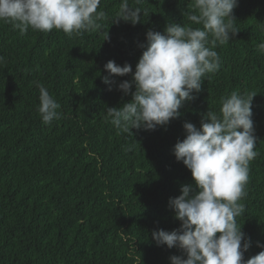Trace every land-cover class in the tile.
Wrapping results in <instances>:
<instances>
[{"label":"trees","instance_id":"1","mask_svg":"<svg viewBox=\"0 0 264 264\" xmlns=\"http://www.w3.org/2000/svg\"><path fill=\"white\" fill-rule=\"evenodd\" d=\"M122 0H101V28L69 36L62 30L20 33L0 22V264H171L179 247L157 246L153 231L179 230L170 198L194 181L175 159L185 122L200 126L233 91H255L252 119L258 155L249 163L244 214L250 239L244 259L264 248V0H238L236 35L215 48L221 66L202 82L181 115L155 130H117L107 107L132 99L117 85L132 75L109 76V60L133 72L148 30L170 22L188 25L193 0H128L142 9L133 25L111 22ZM148 13V15L145 13ZM198 27V25H192ZM108 34L109 39L103 40ZM109 76L111 85L102 77ZM43 85L60 104V119L43 123ZM111 87V90H109ZM191 194V193H190ZM218 235V234H217Z\"/></svg>","mask_w":264,"mask_h":264},{"label":"clouds","instance_id":"2","mask_svg":"<svg viewBox=\"0 0 264 264\" xmlns=\"http://www.w3.org/2000/svg\"><path fill=\"white\" fill-rule=\"evenodd\" d=\"M100 3L101 0H0V22L11 24L22 34L29 29H57L71 37L101 28L97 21L105 13L97 11ZM141 3L136 0L137 5ZM237 5L238 0H193L191 10L184 13L190 24L170 22L163 32H146L134 72L127 63L120 66L112 60L106 62L104 69L109 76L132 75V81L117 85L125 95L135 84L131 101L107 107L106 119L117 130L132 134V128L155 130L178 118L185 101L195 99L193 93L200 92L202 82L219 70L221 59L215 48L227 44L238 32L232 14ZM142 14L140 7L122 0L111 22L123 20L135 25L142 21ZM107 39L106 33L103 40ZM259 50L264 51V43ZM109 76L102 80L111 85ZM37 87V110L43 123L60 119V104L43 85ZM256 94L233 91L221 98L218 113L207 110L201 115L199 128L191 122L183 124L186 135L175 143L173 153L190 170L196 190L192 185H182L180 195L169 200L180 221L179 230L152 233L157 246L179 247L185 253L186 258L171 256V264H264V250L244 259L250 239L236 219L244 214L240 201L246 196L249 163L258 155L252 119ZM257 246L264 248L259 242Z\"/></svg>","mask_w":264,"mask_h":264}]
</instances>
